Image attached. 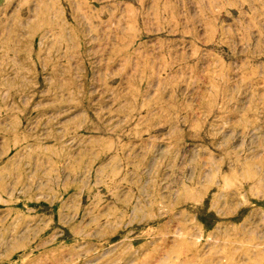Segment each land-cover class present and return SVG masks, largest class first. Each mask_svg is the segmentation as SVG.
I'll use <instances>...</instances> for the list:
<instances>
[{"label":"rangeland","instance_id":"374dc122","mask_svg":"<svg viewBox=\"0 0 264 264\" xmlns=\"http://www.w3.org/2000/svg\"><path fill=\"white\" fill-rule=\"evenodd\" d=\"M0 264H264V0H0Z\"/></svg>","mask_w":264,"mask_h":264}]
</instances>
